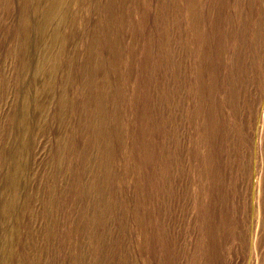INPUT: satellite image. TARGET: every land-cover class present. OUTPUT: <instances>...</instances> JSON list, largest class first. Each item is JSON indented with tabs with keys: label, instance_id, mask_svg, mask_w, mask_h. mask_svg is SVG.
Segmentation results:
<instances>
[{
	"label": "rangeland",
	"instance_id": "obj_1",
	"mask_svg": "<svg viewBox=\"0 0 264 264\" xmlns=\"http://www.w3.org/2000/svg\"><path fill=\"white\" fill-rule=\"evenodd\" d=\"M0 264H264V0H0Z\"/></svg>",
	"mask_w": 264,
	"mask_h": 264
}]
</instances>
